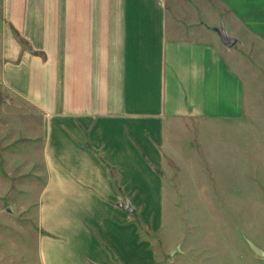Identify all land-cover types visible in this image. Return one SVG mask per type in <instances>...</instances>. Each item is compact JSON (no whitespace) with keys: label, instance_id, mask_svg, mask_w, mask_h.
Masks as SVG:
<instances>
[{"label":"crops","instance_id":"0c3cea01","mask_svg":"<svg viewBox=\"0 0 264 264\" xmlns=\"http://www.w3.org/2000/svg\"><path fill=\"white\" fill-rule=\"evenodd\" d=\"M221 25L264 61V0H0V86L15 120L36 115L42 264H154L138 223L157 230L187 125L250 104L246 62L207 28Z\"/></svg>","mask_w":264,"mask_h":264},{"label":"rangeland","instance_id":"374dc122","mask_svg":"<svg viewBox=\"0 0 264 264\" xmlns=\"http://www.w3.org/2000/svg\"><path fill=\"white\" fill-rule=\"evenodd\" d=\"M238 36L232 48L246 62L250 104L228 123L187 125L193 151L167 162V202L158 228L150 233L138 223L154 264H264V61L258 41ZM2 39L0 33V66ZM14 106L0 86V264H42L34 218L42 168L26 131L36 115L22 105L24 122L15 120L20 114ZM177 246L180 253L170 256Z\"/></svg>","mask_w":264,"mask_h":264},{"label":"water","instance_id":"95a60500","mask_svg":"<svg viewBox=\"0 0 264 264\" xmlns=\"http://www.w3.org/2000/svg\"><path fill=\"white\" fill-rule=\"evenodd\" d=\"M208 29L214 31L217 36L219 37L220 42L225 46V47H232L235 42L236 39L234 37H230L226 31V29L224 28V26H219V27H212V26H207ZM124 210L126 213L128 214H132L134 212V210L131 208L130 204L128 201H125V205L123 206ZM249 248L254 252V254L257 257H262L263 256V252L262 250H260L257 246H255L251 241L247 240L246 241ZM180 253L179 250V246H177L176 248H174L173 250L170 251V256H174L175 254Z\"/></svg>","mask_w":264,"mask_h":264}]
</instances>
